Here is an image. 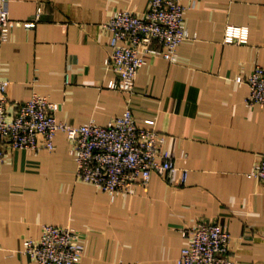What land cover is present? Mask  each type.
<instances>
[{
	"label": "crops",
	"instance_id": "0c3cea01",
	"mask_svg": "<svg viewBox=\"0 0 264 264\" xmlns=\"http://www.w3.org/2000/svg\"><path fill=\"white\" fill-rule=\"evenodd\" d=\"M181 1L192 37L179 60L150 57L135 89L123 91L105 64L106 22L120 9L143 14L150 0H8L17 23L0 46V77L11 81L12 104L38 92L59 103L58 119L104 125L130 105L140 124L165 135L189 178L176 187L153 174L134 193L111 194L78 175L63 131L53 150L9 149L0 164V264H26L24 240L39 238L44 223L78 230L80 264H178L182 228L201 221L230 232L234 264H264V182L253 174L264 155V104L247 102L248 79L264 65V0ZM235 25L249 27L247 43L233 41Z\"/></svg>",
	"mask_w": 264,
	"mask_h": 264
},
{
	"label": "built area",
	"instance_id": "2783aa9c",
	"mask_svg": "<svg viewBox=\"0 0 264 264\" xmlns=\"http://www.w3.org/2000/svg\"><path fill=\"white\" fill-rule=\"evenodd\" d=\"M186 9L181 0H150L143 14L129 9L114 11L106 22L111 50L105 58L106 66L115 72L112 88L133 91L140 69L152 56H162L172 63L179 60L180 45L192 37L185 23ZM41 11L40 7L38 15ZM16 23L9 15L8 0H0V46L9 39ZM249 37L248 26L233 27L234 42L247 43ZM238 80L244 81L241 76ZM248 82L247 102L264 104V65L255 66ZM10 83L8 78L0 77V164L9 149H29L35 153L53 150L56 134L63 131L72 142L70 151L77 162L78 175L103 191L134 193L136 186L148 184L153 174L163 177L171 186L187 184L189 168L178 164L173 152L165 148L164 134L140 124L130 105L108 124L94 119L73 124L58 119L59 103L45 94L35 92L13 105L8 96ZM253 174L264 182V155ZM182 234L187 244L178 264H234L229 253L231 234L220 223L201 221L182 228ZM21 251L30 257L26 264H80L84 244L76 228L44 223L41 236L26 238Z\"/></svg>",
	"mask_w": 264,
	"mask_h": 264
}]
</instances>
